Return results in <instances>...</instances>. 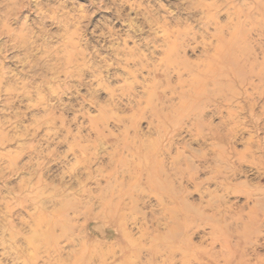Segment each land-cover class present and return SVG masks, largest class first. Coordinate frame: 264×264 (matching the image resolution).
<instances>
[{"label":"rangeland","instance_id":"1","mask_svg":"<svg viewBox=\"0 0 264 264\" xmlns=\"http://www.w3.org/2000/svg\"><path fill=\"white\" fill-rule=\"evenodd\" d=\"M263 173L264 0H0V264L254 259Z\"/></svg>","mask_w":264,"mask_h":264},{"label":"bare ground","instance_id":"2","mask_svg":"<svg viewBox=\"0 0 264 264\" xmlns=\"http://www.w3.org/2000/svg\"><path fill=\"white\" fill-rule=\"evenodd\" d=\"M158 170V164L155 165V169ZM264 174V173H263ZM154 188L158 189V184L153 185ZM252 196H255L252 198ZM249 199L253 200V206L250 208L249 214H248V223L244 226V234L251 231L252 228V234H253V241L250 243V245L253 247L257 244L259 238H264V190H257L255 194H251L249 196ZM262 216L260 220L258 219V216ZM258 223V225H257ZM256 224V225H255ZM174 225L177 226L176 222H174ZM172 227L170 231L167 232L168 235H162L161 240L164 242H168V237L170 234H173L176 230V227ZM160 237V236H159ZM154 243L158 242V231L157 234L153 236ZM122 245H119L118 247V264H156L158 257L160 256L161 259L165 257L163 260L165 264H175V258L174 255L176 253H180L181 255H185V249H182L181 247L175 246H166V247H160L158 248L155 245H152V247L146 248L144 246H141L136 240H132L126 235L123 237ZM137 245L140 246V248H137ZM236 254L239 256V260H235L234 253L230 254L231 258L229 256L224 258L225 264H264V255H258L255 253L254 248L251 250L252 253H254V259H250L248 257H244L246 254L244 251L236 252ZM145 253V254H144ZM204 253V252H203ZM87 256V253L85 251H82L81 255H77L74 258L73 264H90L89 260L85 261V257ZM134 257V258H133ZM204 257L210 258L211 255L206 251L204 253ZM115 260L117 259L114 256ZM193 261H196L197 258L191 257ZM253 260V262H251ZM182 264H190V261L184 258L181 259ZM199 262V261H198ZM27 264H30L29 262ZM103 264V263H101ZM199 264V263H198Z\"/></svg>","mask_w":264,"mask_h":264}]
</instances>
